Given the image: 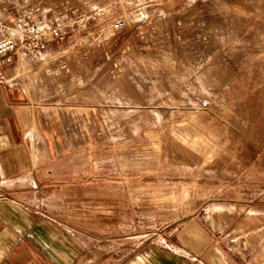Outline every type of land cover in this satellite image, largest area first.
Here are the masks:
<instances>
[{
    "label": "rangeland",
    "instance_id": "obj_1",
    "mask_svg": "<svg viewBox=\"0 0 264 264\" xmlns=\"http://www.w3.org/2000/svg\"><path fill=\"white\" fill-rule=\"evenodd\" d=\"M96 1L101 22L10 63L13 81L74 112L61 116L76 145L63 165L89 163L92 196L121 199L126 241L172 236L194 219L255 263L264 256V0ZM76 188L69 195H85Z\"/></svg>",
    "mask_w": 264,
    "mask_h": 264
},
{
    "label": "crops",
    "instance_id": "obj_2",
    "mask_svg": "<svg viewBox=\"0 0 264 264\" xmlns=\"http://www.w3.org/2000/svg\"><path fill=\"white\" fill-rule=\"evenodd\" d=\"M13 78L12 65L0 66V190L17 194L0 196V264H264L194 219L172 236L126 241L121 199L92 196L89 163H62L76 148L60 124L62 113L74 117L70 105L36 98ZM77 185L84 196L69 195Z\"/></svg>",
    "mask_w": 264,
    "mask_h": 264
},
{
    "label": "built area",
    "instance_id": "obj_3",
    "mask_svg": "<svg viewBox=\"0 0 264 264\" xmlns=\"http://www.w3.org/2000/svg\"><path fill=\"white\" fill-rule=\"evenodd\" d=\"M96 0H0V66L36 58L90 20L104 19Z\"/></svg>",
    "mask_w": 264,
    "mask_h": 264
}]
</instances>
